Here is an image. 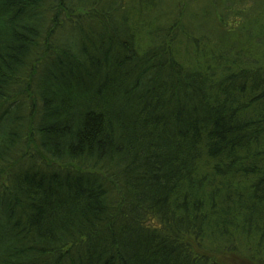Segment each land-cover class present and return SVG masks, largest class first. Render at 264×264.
<instances>
[{
  "label": "trees",
  "instance_id": "trees-1",
  "mask_svg": "<svg viewBox=\"0 0 264 264\" xmlns=\"http://www.w3.org/2000/svg\"><path fill=\"white\" fill-rule=\"evenodd\" d=\"M201 1L0 0V264H264V0Z\"/></svg>",
  "mask_w": 264,
  "mask_h": 264
},
{
  "label": "rangeland",
  "instance_id": "rangeland-1",
  "mask_svg": "<svg viewBox=\"0 0 264 264\" xmlns=\"http://www.w3.org/2000/svg\"><path fill=\"white\" fill-rule=\"evenodd\" d=\"M189 3V2H188ZM202 5V1L201 0H191V4H190V10H198Z\"/></svg>",
  "mask_w": 264,
  "mask_h": 264
}]
</instances>
